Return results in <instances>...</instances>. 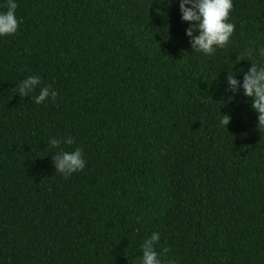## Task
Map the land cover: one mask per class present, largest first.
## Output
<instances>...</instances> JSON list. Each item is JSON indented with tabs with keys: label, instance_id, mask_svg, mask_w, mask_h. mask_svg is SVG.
<instances>
[{
	"label": "trees",
	"instance_id": "obj_1",
	"mask_svg": "<svg viewBox=\"0 0 264 264\" xmlns=\"http://www.w3.org/2000/svg\"><path fill=\"white\" fill-rule=\"evenodd\" d=\"M14 2L19 29L0 37V264H140L153 232L162 264H264V131L226 80L264 66V0H232L235 32L210 56L192 51L179 0ZM29 76L41 84L21 98ZM46 85L56 100L34 103ZM76 148L85 168L65 179L52 156Z\"/></svg>",
	"mask_w": 264,
	"mask_h": 264
},
{
	"label": "clouds",
	"instance_id": "obj_2",
	"mask_svg": "<svg viewBox=\"0 0 264 264\" xmlns=\"http://www.w3.org/2000/svg\"><path fill=\"white\" fill-rule=\"evenodd\" d=\"M17 7L14 0H7V10L0 12V37L13 36L17 33L21 23L15 14ZM179 8L181 20L190 25L185 35L189 38L193 52L210 56L215 54L217 49L225 48L231 42V37L235 32V25L229 22L233 9L232 0H179ZM196 31L198 35L193 34ZM255 51L253 42V47L245 49V55L251 56ZM258 54L264 58V46L259 48ZM226 80L228 91L235 94L238 89L242 88L243 95L251 99V108L258 114V130L264 131V66L258 67L256 63H251V67L243 75L242 83L234 77L233 73H228ZM40 84L39 76H29L17 86V94L21 98L28 97ZM57 96L58 92L53 91L50 85H46L33 99L34 103L41 104L49 97L55 101ZM231 99L230 97L229 102ZM221 117L220 125L226 128L231 118L227 114ZM48 143L50 147L59 149L61 144L72 145L74 138L71 136L61 139L53 137ZM52 162L55 173L61 174L65 179L74 173L83 171L86 163L82 148L60 151L52 156ZM159 241V233L153 232L150 238L143 242L140 264H162L155 250V245ZM170 251L171 249L167 247L162 249L164 254ZM167 264H175V261L169 259Z\"/></svg>",
	"mask_w": 264,
	"mask_h": 264
}]
</instances>
